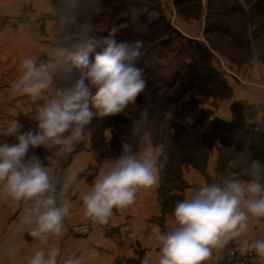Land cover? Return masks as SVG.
Returning a JSON list of instances; mask_svg holds the SVG:
<instances>
[{"label": "clouds", "instance_id": "obj_1", "mask_svg": "<svg viewBox=\"0 0 264 264\" xmlns=\"http://www.w3.org/2000/svg\"><path fill=\"white\" fill-rule=\"evenodd\" d=\"M114 32L103 38L102 50L94 59H90L95 51L91 42L75 53L60 49L59 60L38 63L25 58L22 75L13 84L15 90L34 101L50 93L37 109L35 129L21 131L22 125L13 121L3 134L15 137L16 142L0 144V191L15 202H32L25 212V222L35 224L29 234L42 241L48 234L61 235L71 205L68 200L58 203L68 184L58 197L49 168L32 150L55 148V157L66 158L90 135L86 128L95 117L124 113L147 86L143 69L136 64L143 41L117 42ZM60 60L69 69L63 77L64 86L53 90ZM144 118L146 113L133 126L134 134L140 133ZM164 155L163 143L147 144L138 151L123 144L121 153L98 170L83 195L84 217L107 224L114 210L122 212L135 203L140 189L158 186ZM260 167L253 164L257 171ZM78 176L76 172L69 179L76 182ZM172 217V225L157 237L158 256L155 260L145 256L142 264H204L213 249H222L247 233L250 218H264V183L256 177L248 181L225 179L222 186H201L175 204ZM58 251L53 248L45 258L41 249L28 264H57ZM239 251L242 255L254 252L264 260V238L244 241ZM65 264H81V260L69 259Z\"/></svg>", "mask_w": 264, "mask_h": 264}, {"label": "rangeland", "instance_id": "obj_2", "mask_svg": "<svg viewBox=\"0 0 264 264\" xmlns=\"http://www.w3.org/2000/svg\"><path fill=\"white\" fill-rule=\"evenodd\" d=\"M48 8L32 23L26 20V11L19 15L18 26L28 23L33 27V39L28 40L34 45H29L25 52L19 51L13 66L0 70V90L3 92V99L0 98V144L13 143L15 137L5 136L4 130L13 121H18L22 128L24 124L34 122L37 109L50 95L45 93L44 98L34 101L13 88L22 75L23 60L33 58L38 63L59 60L60 49L75 53L90 42L95 45V51L90 55V59H94L96 52L102 50L103 38L113 34L115 29L117 42L143 41L137 67L143 69L145 78L155 88H160L158 101H151L147 107L135 111L134 118L142 117L143 113L146 118L140 133L133 132L136 123L126 128L127 144L134 151L140 150L145 139L153 146L165 144L160 176H185V170L190 167L209 176L208 161L215 148L218 156L214 176H218L219 184L221 176L259 175L249 154H222L218 146L211 151L200 149L194 132L183 139L185 148L173 145L170 140L173 109L163 106L179 81L183 66L192 61L189 54L181 51L182 47L191 46L189 39L200 41L212 52V63L223 76L226 72L221 62L226 59L231 62V67L248 65L255 58L264 63V0H49ZM41 40L44 43L41 44ZM68 69V64L60 60L53 90L64 86L63 77ZM224 79L227 81L225 76ZM232 97L205 98L203 106L211 110L213 117L215 111L223 109ZM155 119L159 120L158 128L151 132L148 126ZM86 130L99 160L115 159L106 147L112 136L111 129L103 126L102 119L95 117ZM79 149L81 146L77 145L66 158H57L59 164L66 166ZM56 182L60 192V183ZM174 183L164 186L162 183L160 197L163 207L167 202L165 209H174L175 204L183 200L182 191H169V186H179Z\"/></svg>", "mask_w": 264, "mask_h": 264}, {"label": "crops", "instance_id": "obj_3", "mask_svg": "<svg viewBox=\"0 0 264 264\" xmlns=\"http://www.w3.org/2000/svg\"><path fill=\"white\" fill-rule=\"evenodd\" d=\"M48 7L49 0H0V70L13 66L19 51L25 52L29 45H34L28 40L33 39V27L28 23L17 24L20 13L26 11V20L32 23L35 18L42 17L49 10ZM40 43H44L43 40ZM224 61L221 62L226 72L224 76L233 89V97L224 104L223 109L215 111L213 117L230 120L231 104L237 101L259 109L253 121L263 123L264 63L255 58L248 65L231 67L228 59ZM2 97L3 92L0 90L1 100ZM147 144L151 142L145 139L140 150ZM77 145L81 149L74 153L66 166L60 165L55 156L50 157L45 164L53 180L60 182V191L68 184L64 196L58 200V203L68 200L71 205L69 214L63 220L61 235L48 234L46 241L32 237L29 233L35 224L25 222V215L20 212L22 201L15 202L0 191V264H28L37 251L43 249L47 258L53 248L59 250L57 264H65L69 259H79L81 264H142L145 256L153 260L158 256L157 237L172 225L173 219V207L165 209L162 205L161 176L158 186L140 189L135 203L117 212L108 228L95 227L84 237L69 236L72 226L87 220L83 215V195L90 189L98 170L113 160H99L90 135ZM217 156L215 148L208 161L209 176H203L191 167L185 170L183 179L188 186L181 192L183 199L201 186L219 184L218 176H214ZM76 172H79L78 179L71 182L69 178ZM258 238H264V218H250L247 233L230 241L222 249H213L212 256L204 264H224L230 247ZM260 264H264V260Z\"/></svg>", "mask_w": 264, "mask_h": 264}, {"label": "trees", "instance_id": "obj_4", "mask_svg": "<svg viewBox=\"0 0 264 264\" xmlns=\"http://www.w3.org/2000/svg\"><path fill=\"white\" fill-rule=\"evenodd\" d=\"M188 41L191 46L182 47L181 51L189 54L192 61L183 66L180 79L167 96L165 106H163V108L173 109L171 124L173 130L170 140L173 145L182 149L185 148L182 144L183 139L189 136L190 132H194L196 144L200 149L211 151L218 146L222 154L225 152L232 156L249 154L253 163L261 166L258 176H221V186L225 179L248 181L259 177L260 182L264 183V122L253 121L259 109L253 105L235 101L230 107V120L212 117L211 110L203 106L204 99L210 97L231 98L232 88L224 79L223 74L214 67L212 52L198 40L189 39ZM146 81L147 86L144 92L138 96L134 105L126 108L124 113L101 118L103 126L111 129L112 136L106 147L115 158L121 153L123 144L127 143L126 128L142 120V117L134 118L135 111L147 107L151 101H158L157 93L160 88H155L149 79ZM252 109L255 111L250 113ZM158 121L155 119L148 126L151 132L158 128ZM35 126V120L32 123L28 122L24 124L21 131L35 129ZM15 142L14 140L13 143ZM54 152L55 148L51 151L43 147L32 150V153L37 155L44 164H47L48 159L54 156ZM161 181L163 186L164 184L168 185L167 183L179 184V186H169L170 192L173 190L183 191L187 187L183 176H161ZM166 204L167 202L164 203V207Z\"/></svg>", "mask_w": 264, "mask_h": 264}, {"label": "built area", "instance_id": "obj_5", "mask_svg": "<svg viewBox=\"0 0 264 264\" xmlns=\"http://www.w3.org/2000/svg\"><path fill=\"white\" fill-rule=\"evenodd\" d=\"M53 182L57 185L56 195L58 196V184L56 180ZM32 202L25 203L22 201L20 206V212L25 215V212L30 209ZM117 215L114 210V215L110 218L107 224L101 225L95 223L90 219H87L81 223L72 226L69 230V236H88L95 227H100L102 229L108 228L111 224L112 219ZM262 259L253 253H244L243 255L239 251V246H232L227 250L224 264H260Z\"/></svg>", "mask_w": 264, "mask_h": 264}]
</instances>
